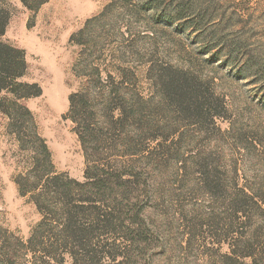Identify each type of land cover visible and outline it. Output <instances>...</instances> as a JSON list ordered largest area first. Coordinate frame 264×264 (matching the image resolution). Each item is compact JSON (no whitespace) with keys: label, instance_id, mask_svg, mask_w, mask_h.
I'll use <instances>...</instances> for the list:
<instances>
[{"label":"rangeland","instance_id":"1","mask_svg":"<svg viewBox=\"0 0 264 264\" xmlns=\"http://www.w3.org/2000/svg\"><path fill=\"white\" fill-rule=\"evenodd\" d=\"M149 1L52 0L33 28L20 0L3 4L11 19L0 42L26 52L24 81L43 89L26 105L59 172L85 180L66 117L83 82L71 38L88 22L94 59L129 117L101 156L123 162L118 171L132 180L114 226L71 257L51 255L64 264H264V0ZM8 127L0 113V224L27 242L42 216L15 180L32 154ZM122 139L132 143L127 158Z\"/></svg>","mask_w":264,"mask_h":264},{"label":"trees","instance_id":"2","mask_svg":"<svg viewBox=\"0 0 264 264\" xmlns=\"http://www.w3.org/2000/svg\"><path fill=\"white\" fill-rule=\"evenodd\" d=\"M20 1L32 13L29 28H33L40 9L52 0ZM155 1H149L146 7L153 8ZM4 2L6 0H0V36L5 35L11 19ZM89 24L71 38V44L82 47L73 72L83 82L69 97L66 117L75 126L84 149L87 164L84 181L56 169L51 150L26 105V101L41 97L43 89L38 83L24 81L28 73L26 52L0 42V113L9 120L8 129L17 137L22 151L30 150L32 154L31 167L20 174L15 183L19 194L29 196L42 216L27 242L0 224V264H64L65 259L57 260L54 254L61 251L71 257L86 240V246H90L97 229L107 231L114 226L112 221L121 207V204L118 206L119 191L124 195L132 191V180L118 171L123 162L101 157L103 151L112 146V131L126 125L129 117L126 109L116 108V96L121 91L106 86L103 69L94 59V43L87 35ZM107 75L113 79L111 73ZM116 110H120L117 119ZM101 118L106 120L105 130L101 127ZM122 140L127 158L131 155L132 143ZM21 252L24 253L19 256Z\"/></svg>","mask_w":264,"mask_h":264}]
</instances>
